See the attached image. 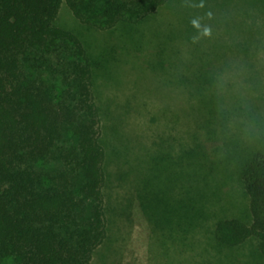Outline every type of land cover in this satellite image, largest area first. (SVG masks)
<instances>
[{
  "label": "rangeland",
  "instance_id": "rangeland-1",
  "mask_svg": "<svg viewBox=\"0 0 264 264\" xmlns=\"http://www.w3.org/2000/svg\"><path fill=\"white\" fill-rule=\"evenodd\" d=\"M200 2L110 28L61 4L55 25L91 59L105 150L106 237L91 264H264L256 237L215 234L222 219L251 222L241 170L264 153V0Z\"/></svg>",
  "mask_w": 264,
  "mask_h": 264
},
{
  "label": "trees",
  "instance_id": "trees-1",
  "mask_svg": "<svg viewBox=\"0 0 264 264\" xmlns=\"http://www.w3.org/2000/svg\"><path fill=\"white\" fill-rule=\"evenodd\" d=\"M63 1L82 22H135L167 0H0V264H91L106 237L105 150L90 56L55 25ZM251 222L216 238L256 237L264 253V153L243 166Z\"/></svg>",
  "mask_w": 264,
  "mask_h": 264
},
{
  "label": "clouds",
  "instance_id": "clouds-1",
  "mask_svg": "<svg viewBox=\"0 0 264 264\" xmlns=\"http://www.w3.org/2000/svg\"><path fill=\"white\" fill-rule=\"evenodd\" d=\"M191 6L192 7L203 8L204 7L203 0H201V2L198 5L194 4V5H191ZM206 16H207L208 19H211L212 18V13L208 12V13H206ZM191 23H192V26L194 28H196L197 31L200 33V36L211 37V35H212L211 27L210 26H203L202 27L199 18L198 19H194ZM197 39H199V37H197ZM194 42H195V40H194Z\"/></svg>",
  "mask_w": 264,
  "mask_h": 264
}]
</instances>
